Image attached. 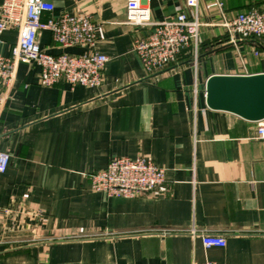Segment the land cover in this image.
I'll return each instance as SVG.
<instances>
[{"label":"crops","instance_id":"0c3cea01","mask_svg":"<svg viewBox=\"0 0 264 264\" xmlns=\"http://www.w3.org/2000/svg\"><path fill=\"white\" fill-rule=\"evenodd\" d=\"M49 1L55 17L90 16L109 61L97 88L40 86V67L23 63L12 89L0 88V152L11 156L0 174V264H264V139L257 122L206 100L212 76L264 73V40L226 41L224 23L247 1L199 0V57L183 51L156 74L135 52L149 29L127 23V0ZM145 3L153 22L192 12L187 0ZM17 41L5 30L0 55ZM39 42L52 55L91 52L55 44L48 30ZM115 157L152 158L167 191H93L91 175ZM202 234L227 246L206 249Z\"/></svg>","mask_w":264,"mask_h":264},{"label":"built area","instance_id":"2783aa9c","mask_svg":"<svg viewBox=\"0 0 264 264\" xmlns=\"http://www.w3.org/2000/svg\"><path fill=\"white\" fill-rule=\"evenodd\" d=\"M146 1L149 0H127V23L149 29L146 35L134 41L135 52L146 71L150 74L164 71L183 51H192L197 59L201 27L199 0H187L191 14L180 12L162 22L152 21ZM54 11L55 6L49 0H3L0 4V35L8 29L18 31V41L11 55H0V88L12 89L18 66L22 63L40 67L39 85L43 87L54 86L61 81L71 86H102L109 58L96 51L97 25L86 14L65 13L55 17ZM224 27L227 41L234 45L245 40L261 42L264 40V9L239 12L226 21ZM45 30L51 32L53 42L59 46L86 47L91 52L82 55L49 54L39 42V35ZM257 123L258 137L264 139V120ZM10 162L11 156L0 152V174L8 170ZM91 188L108 198H134L151 192H166V171L149 157H115L105 169L91 175ZM200 236L206 249L227 246L222 235ZM197 264L217 263L208 260Z\"/></svg>","mask_w":264,"mask_h":264},{"label":"water","instance_id":"95a60500","mask_svg":"<svg viewBox=\"0 0 264 264\" xmlns=\"http://www.w3.org/2000/svg\"><path fill=\"white\" fill-rule=\"evenodd\" d=\"M207 106L250 122L264 120V73L215 75L206 87Z\"/></svg>","mask_w":264,"mask_h":264},{"label":"trees","instance_id":"16d2710c","mask_svg":"<svg viewBox=\"0 0 264 264\" xmlns=\"http://www.w3.org/2000/svg\"><path fill=\"white\" fill-rule=\"evenodd\" d=\"M246 1H247L246 7H243L242 8L243 11H240V12H247L253 8L263 9L261 7H262V4H264V0H246Z\"/></svg>","mask_w":264,"mask_h":264}]
</instances>
